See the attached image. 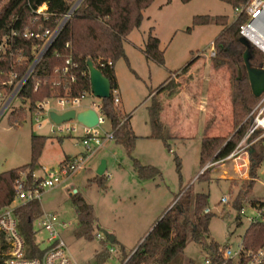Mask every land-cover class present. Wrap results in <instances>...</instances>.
I'll return each mask as SVG.
<instances>
[{"label":"rangeland","instance_id":"obj_1","mask_svg":"<svg viewBox=\"0 0 264 264\" xmlns=\"http://www.w3.org/2000/svg\"><path fill=\"white\" fill-rule=\"evenodd\" d=\"M2 1L0 0V5ZM196 15L211 17L225 15L228 21H233L235 18L233 7L221 0H189L187 2L154 0L143 10L140 26L133 29L123 41L125 55L113 63L118 86L115 94L119 99L117 104L120 111L130 118L131 128L137 135L134 146L128 151L122 144L108 141L111 142L108 145L102 142L91 154H88L84 168L75 172L70 179L74 189L80 192L93 207L92 233L94 235L92 238H78L73 234V228L77 224L76 217L68 192L63 185L49 189L41 196L43 207L57 208L56 212L71 222V226L62 229L64 232L62 237L67 243L68 254L78 263L95 264L94 254L101 246V241L95 233L102 235V230L115 236L113 248H116L118 252H121L120 249L123 247L125 252L129 251L142 238V235L150 230V225L173 200L179 184L182 186L189 184L190 190L204 191L209 194L207 206L214 214L208 225L209 235L219 244L224 245L226 242L233 244L248 225L246 216L253 214L251 206L248 203H242L244 212L238 216L237 207H233L231 203L237 193L244 190L251 180L249 148L257 144L260 138H264V127L256 122L257 116H262L264 113V96L257 103L258 107L247 115V117L250 116V123L246 128V135L243 134L241 137L244 140L240 139L233 150L236 151V155L227 159L225 156L215 161L209 160L211 164L205 173L206 177L195 179L201 169L198 163V151L203 132L209 135H225L232 131L228 118L229 111H232L231 103L229 102L231 106L228 108H220L213 102L208 104L210 77L217 66L208 60L211 56L209 51L214 39L221 32L222 26L214 21L194 24L192 20ZM150 28L153 35L159 39V49L163 54L162 64L146 59L142 52L145 36ZM196 56L205 57V62L194 61ZM192 60L194 63L191 64V68L189 66L193 72L192 77L188 80H184V77L176 80V73ZM212 66H214L213 70L210 69ZM218 67L228 78L230 99L232 76L225 66ZM169 77L180 81L177 93L180 92L179 96L188 108L190 124L186 125L185 121L180 125L178 122L166 123L170 135L166 139L167 147L161 139L150 136L147 107L151 103V95L154 93L152 91ZM166 95L165 91L161 92L160 99L166 101ZM91 101L100 102L99 98H85L79 105L68 104L62 107L56 104L54 98H47L45 111L47 113L48 111L62 112L66 107L81 110ZM4 103L5 100L0 97V172L20 167L30 161L31 134L46 137L35 164L36 175H43L42 167L58 168L64 153L75 155L83 151L79 141L85 134V126L76 119L56 124L50 120L46 112H42L37 122L26 110L22 120L15 126L10 123V110L13 105H19L21 101L15 98L7 108L1 111ZM208 106L211 111H208ZM203 117L208 124L215 121L214 127L208 129V132L204 131ZM66 126L72 127L69 133L64 130ZM60 128L63 130L60 131ZM251 128L255 133L249 132ZM89 130H97L98 134L102 135L110 131L111 127L104 118L102 124ZM182 132L185 138L178 136V133L182 134ZM174 156H177L180 161V179ZM133 157L142 163L155 166L161 178L154 176V179L139 180L132 167ZM101 160L105 161L104 173L107 177L105 189L94 182H89L95 175ZM252 194L264 200V157L257 168V179L254 180ZM222 196L230 197L231 202L222 203ZM13 204L16 206L20 204V201L14 200ZM238 217L239 223L236 222ZM36 225L37 223L34 222V227ZM42 236L40 232L36 234L38 240ZM204 240L207 241V238ZM205 254L203 247L188 239L182 254L183 262L191 259L194 264H200ZM112 264L116 262L112 261Z\"/></svg>","mask_w":264,"mask_h":264},{"label":"trees","instance_id":"obj_2","mask_svg":"<svg viewBox=\"0 0 264 264\" xmlns=\"http://www.w3.org/2000/svg\"><path fill=\"white\" fill-rule=\"evenodd\" d=\"M75 0H8L0 6V36L12 29L22 32L25 26L33 31L43 29L53 30L73 5ZM154 0H81L72 11L71 16L60 28L55 39L45 51L42 58L35 66L32 73L27 77L21 86L17 98L21 101L19 105L13 106L10 110L11 125L22 120L26 110L32 112L36 104L46 98H57L62 96L76 97L83 91H89L88 69L86 61L90 60L104 76L110 81V89L116 90L117 82L113 70V63L120 57H124L123 41L135 28H138L143 19V10ZM187 2L189 0H180ZM233 8L245 3L247 0H221ZM29 3L27 5L26 3ZM42 3L47 6L48 18H34L31 14V7L35 8ZM33 20V21H32ZM245 20L241 15L233 21H228L227 16L217 15H196L193 17L194 24H206L214 21L222 26L221 32L213 41L214 55L208 60L217 65L212 71L209 84L210 101L222 104L227 103L229 93V81L224 71L218 66H225L232 76L230 91V103L232 111L229 114V121L232 131L225 135L202 134L199 143L198 163L201 169L210 161H215L231 153L246 128L250 123L248 113L254 109L264 95L261 93L255 96L250 88L247 76L246 64L243 54H247L249 66L264 69V54L249 42L243 43L238 32V27ZM39 26V27H38ZM17 49H21L23 57L19 62L10 58L7 54H0V81H6L10 72L16 74L17 78L24 75L34 53L35 45L40 42L35 38H15ZM142 52L146 59L153 60L159 64L163 63V54L159 49V39L153 35L150 28L145 36ZM66 59L76 63V67L68 71L59 70ZM194 61L205 62V57L196 56ZM111 61V65H107ZM192 61L180 68L176 77H184L188 80L193 72L189 70ZM57 67L58 70L54 71ZM71 75L74 79L71 80ZM179 82L173 78L166 79L151 95V103L147 107L148 118L151 128L150 136L159 138L168 147L166 139L169 133L166 122L162 118L164 101L160 99V93L165 91L166 96L172 97L177 93ZM7 84L4 87L7 88ZM156 92V93H155ZM101 112L109 122L115 143L122 144L126 150H131L137 136L134 134L129 117L125 116L119 109L118 104L113 102V94L108 98L101 99ZM205 131V130H204ZM255 133V131L253 132ZM45 136L38 134L30 135V161L17 168H11L0 172V209L9 205L14 196V182L24 177L30 178L35 170V164L45 143ZM264 157V138H260L253 147L249 148V175L251 180L246 188L239 191L232 206L239 209L245 200L255 204L257 197L252 194L254 180L257 178V168ZM66 159V158H65ZM64 159V160H65ZM63 160V161H64ZM61 161V162H63ZM175 167L180 179V161L174 156ZM132 167L137 176L141 179L153 178L160 175L157 168L142 164L138 159L132 158ZM209 167L202 169L195 179L206 177L205 173ZM106 176L104 173L95 174L89 182L105 189ZM209 194L204 191H193L180 184V190L174 197V202L151 226L148 233L135 245V251L128 260L129 264H146L157 261L159 264H194L191 259L183 262V250L188 239L199 244L206 254L213 260L218 259V253L222 244H219L209 235L208 225L214 214L210 211L204 212L207 206ZM70 203L76 215V237L92 238L93 232V207L79 192L69 196ZM17 218V228L23 237L26 254L38 256L40 250L33 229L34 220L40 216L41 210L38 201H31L18 205L14 212ZM237 218V217H236ZM240 218L238 217V221ZM256 237V243L264 239V224H252L247 228L246 236ZM207 238V241L204 240ZM255 239V238H254ZM115 241L112 242L114 244ZM255 243V244H256ZM6 243L3 234L0 232V264L3 261ZM122 257L125 251L120 249ZM214 254V255H213ZM107 256L106 250L94 254V260L98 264Z\"/></svg>","mask_w":264,"mask_h":264},{"label":"built area","instance_id":"obj_3","mask_svg":"<svg viewBox=\"0 0 264 264\" xmlns=\"http://www.w3.org/2000/svg\"><path fill=\"white\" fill-rule=\"evenodd\" d=\"M2 2L3 5L7 3L8 0H3ZM26 4L29 5L28 2ZM76 6L77 5H74L73 3L70 9L65 14H63L60 21L53 30L43 29L41 31H33L29 28V26H25L22 32H19L18 29H12L8 33L0 36V54H7L8 56H10V58L14 57L16 59V62H19L23 57V52L21 49H17L15 47L17 46L15 38H35L40 40V42L37 43L34 47V56L29 63L24 75L20 78H17L15 73L10 72L6 81H0V97L5 100L2 111L3 109L7 108V106H9V104L13 100H15V98L19 100V98H17V94L21 86L23 85L27 77L32 73L35 66L55 39L60 28L71 16L72 11ZM30 9L31 14L34 15L35 19L48 18L49 13L47 11V6L45 3H42L35 8L31 7ZM233 13L235 17L234 19L241 15L245 16V20L241 22L238 27L240 36L264 54V0H247L245 3L235 6L233 8ZM214 52L215 51L212 43L209 55H214ZM111 64V61H107V65ZM76 66V63L72 62L71 59H66L64 65L59 68V70L65 72L72 68H75ZM57 70L58 68L55 67L54 71ZM70 78L71 80H73L74 76L71 75ZM4 84L8 85L7 88L4 87ZM111 93L113 94V102L118 103L119 99L115 94V90L111 91L110 89V94ZM85 98L97 99L91 94L90 90L88 92L83 91L80 96H62L54 99L56 101V104L65 107L68 104L79 105L81 104V100ZM46 99L38 102L36 104V107H34L31 112L32 118L37 122L39 121L40 113H47V111H45ZM100 100L101 98H99V101ZM257 105L251 112H253L258 107ZM87 107L94 109L97 114L98 120L95 126H97L98 124H102L104 122V115L101 112V103L91 101L89 102V105ZM72 108L75 109V107H66L63 109V111ZM71 129L72 127L70 126L64 127V130L67 133H69ZM89 129L90 128L85 126V134L80 138L79 141V143L83 147L82 152L65 159L63 162H60L58 168L56 169H47L45 167H42L43 175H36L35 173H32L31 177L28 179L24 177V173L22 172L20 173L21 177L15 180L14 196L12 198V201L9 205L0 209V232L3 234V240L7 246L1 264H83L76 262L68 254L67 243L61 236V230L71 226V223L69 221L60 219L56 213L49 211H42L40 216H38L34 221L37 223V225L33 228L35 230V233H45L43 239L41 241H38L40 254L38 256H28L26 254V247L23 237L17 228V218L14 214L15 208L19 204L14 206L13 202L14 200H19L20 204L31 201L40 202L41 196L45 191L58 186L72 174H74L78 170H81L84 167L83 165L88 157V154H91L103 141L111 140L113 138L112 130L106 131L102 135H99L97 130L90 131ZM62 130L63 129L60 128V131ZM249 132L252 133L253 128H251ZM243 140L244 138L241 139V141ZM235 152L236 151H232L231 153H229L225 157V159L234 157L236 155ZM245 160L247 169V154ZM210 164L211 163L208 162L202 169L209 167ZM221 202L225 204L231 202L230 197L222 196ZM248 204L251 206L253 214L246 216L248 225L242 235L238 236L236 242H234L233 244L226 242L224 245H222L219 252L215 253L218 259L213 260L207 254H205L200 264H264V239L262 240V242L257 244L255 236H246L247 228L250 225L264 224V200L259 199L255 204ZM208 211H210V209L206 207L204 209V212ZM243 212V205L241 204L238 209L237 215L240 216L243 214ZM95 236L101 241V246L97 252L105 249L107 253V256L102 262H100V264H112V261L116 262V264H129L128 260L134 253L136 247L129 251H126L125 257L121 258L122 252H118L116 248H113L112 242H110L105 235L95 233ZM42 243L43 245H41ZM95 264L98 263L95 262ZM146 264L159 263L157 261H151Z\"/></svg>","mask_w":264,"mask_h":264},{"label":"water","instance_id":"obj_4","mask_svg":"<svg viewBox=\"0 0 264 264\" xmlns=\"http://www.w3.org/2000/svg\"><path fill=\"white\" fill-rule=\"evenodd\" d=\"M79 1L80 0H76L74 5H77ZM241 40L243 43L247 42L243 38ZM243 57L246 64L247 76L251 91L255 96H259L264 91V69L249 66L246 53L243 54ZM86 65L88 69L89 89L91 94L96 98H108L110 96L111 88L109 79L104 76L90 60L86 61ZM48 116L50 120L56 124L66 122L71 119H76L79 123L88 128L95 126L98 120L95 110L89 107L83 108L81 110L72 108L61 113L49 111ZM104 169L105 161L101 160L97 167L96 174H102ZM74 192H76V190H74ZM102 233L110 242L114 241V236L112 234L105 230H102Z\"/></svg>","mask_w":264,"mask_h":264},{"label":"crops","instance_id":"obj_5","mask_svg":"<svg viewBox=\"0 0 264 264\" xmlns=\"http://www.w3.org/2000/svg\"><path fill=\"white\" fill-rule=\"evenodd\" d=\"M194 63V61L192 60V63L191 64H193ZM207 64V63H206ZM190 68H191V65H190ZM190 70V69H189ZM183 77V76H182ZM182 77H179V78H182ZM179 78H177L176 80H179ZM180 82V81H179ZM118 87V86H117ZM209 89V88H208ZM180 93V92H179ZM179 93H177V94H175V95H173L172 97H168L167 96V100L166 101H164V108H163V111H162V118L164 119V121L166 122V123H173V124H175V123H179V125L181 124V122H183V121H185V124L186 125H189L190 124V122H189V119H190V117H189V114H188V108H187V106L186 105H184V103H183V101L181 100V98H180V96H179ZM208 98H210L209 97V92H208ZM228 99H229V96H228ZM211 101H210V99H209V101H208V104L210 103ZM230 100H228V102L227 103H222L221 105L220 104H215L216 106H218V107H220V108H228L229 106H231L230 105ZM89 103V102H88ZM100 103H101V100H100ZM214 103V102H213ZM89 105V104H88ZM84 108H87V106L86 107H84ZM207 109H208V111H211L210 109V107L208 106L207 107ZM1 111H2V109H1ZM56 112V111H55ZM63 112V111H62ZM165 112H166V114H165ZM231 112V110L229 111V113ZM57 113H61V112H57ZM164 114V115H163ZM199 116V115H198ZM209 116H213V115H209ZM229 118V117H228ZM130 119V118H129ZM129 122H130V120H129ZM188 123V124H187ZM203 123H204V130H206L207 132H208V129H210V128H213L214 127V125H215V121L214 122H212V123H210V124H208L207 122H206V120L204 119V117H203ZM180 128V127H179ZM181 129V128H180ZM134 134H135V132H134ZM136 135V134H135ZM209 135V134H208ZM137 136V135H136ZM178 136L179 137H182V138H185V135L183 134V132H182V134H180V133H178ZM108 141H111V142H114L112 139L111 140H107V141H103V142H105V143H108V145H110V143L111 142H108ZM200 143V142H199ZM116 144H118V143H116ZM199 152V151H198ZM80 153V152H79ZM78 154V153H77ZM71 156H73V155H70V154H67V153H64V156H63V158H62V160H60V162L61 161H63L65 158L67 159V158H69V157H71ZM198 158H199V153H198ZM139 160V159H138ZM59 162V163H60ZM141 162V161H140ZM142 163V162H141ZM142 164H148V163H142ZM149 165H151V164H149ZM153 166V165H152ZM155 167V166H154ZM84 168V167H83ZM202 169H200V171H201ZM135 171V170H134ZM200 171H199V173H200ZM103 173H104V171H103ZM198 173V174H199ZM75 174V173H74ZM74 174H72V175H74ZM95 174H96V172H95ZM105 174V173H104ZM160 174V173H159ZM197 174V175H198ZM71 175V176H72ZM137 175V174H136ZM196 175V176H197ZM71 176L70 177H68L63 183H60L59 185L60 186H64L65 187V189L67 190V192H68V198H69V196H70V194H72V193H74V186L72 185V182H71ZM138 177V176H137ZM155 178H161L160 177V175H156V177ZM138 179L139 180H144V179H147V178H144V179H141V178H139L138 177ZM152 179H154V178H152ZM257 179V178H256ZM256 179H255V181H256ZM106 180H107V178H106ZM106 185H107V182H106ZM189 185V184H188ZM188 185H184L183 187H187ZM179 190H180V184H179V186H178V191L177 192H179ZM48 191V190H47ZM47 191H45L43 194H45ZM195 191V190H194ZM78 192V191H77ZM177 192L174 194V197L176 196V194H177ZM80 193V192H79ZM254 195V194H253ZM255 196V195H254ZM255 197H257V200H259V199H261L260 197H258V196H255ZM84 198V197H83ZM85 199V198H84ZM86 200V199H85ZM174 200H175V198H173V200L163 209V211L165 212L168 208H169V206L174 202ZM87 201V200H86ZM245 202L246 203H250L249 201H247V200H245ZM20 205V204H19ZM39 205H40V210H41V212L42 211H49V212H54V213H56L58 216H59V218L60 219H63V220H66V221H69V220H67L64 216H60L56 211L57 210H55V209H57V208H45V207H43L42 206V201L40 200V202H39ZM54 209V210H53ZM58 210H59V207H58ZM74 210V209H73ZM161 212V214H159L158 215V217L154 220V223H155V221L158 219V218H160L162 215H163V213L164 212ZM74 213H75V211H74ZM75 217H76V215H75ZM35 221V220H34ZM70 222V221H69ZM71 223V222H70ZM153 223V224H154ZM153 224H151V225H153ZM151 225H150V227H151ZM149 227V228H150ZM33 228H34V222H33ZM74 229H75V227L73 228V234H74ZM148 231V230H147ZM146 231V232H147ZM108 232V231H107ZM145 232V233H146ZM38 232H36L35 233V237H36V234H37ZM40 233H42L43 234V236L42 237H40V239L38 240L37 239V237H36V241L38 242V241H41L42 239H43V237L45 236V233L44 232H40ZM64 232H63V230L61 231V236H63L62 234H63ZM108 233H110V232H108ZM145 233L142 235V238L144 237V235H145ZM112 234V233H111ZM114 236V235H113ZM142 238H140V239H142ZM114 240H116V238H115V236H114ZM136 245V244H135ZM123 247V246H122ZM135 247V246H134ZM134 247H132L131 249H133ZM124 248V247H123ZM131 249H129V250H131Z\"/></svg>","mask_w":264,"mask_h":264},{"label":"bare ground","instance_id":"obj_6","mask_svg":"<svg viewBox=\"0 0 264 264\" xmlns=\"http://www.w3.org/2000/svg\"><path fill=\"white\" fill-rule=\"evenodd\" d=\"M256 122L258 125L264 127V113L262 114V116H259V115L257 116Z\"/></svg>","mask_w":264,"mask_h":264}]
</instances>
